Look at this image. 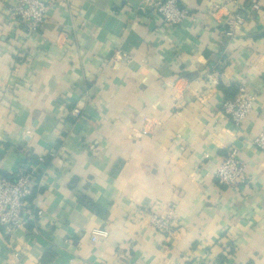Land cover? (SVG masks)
<instances>
[{
    "label": "crops",
    "instance_id": "obj_1",
    "mask_svg": "<svg viewBox=\"0 0 264 264\" xmlns=\"http://www.w3.org/2000/svg\"><path fill=\"white\" fill-rule=\"evenodd\" d=\"M143 1L48 0L29 37L0 0V176L46 156L31 197L43 216L0 231V264H264V0H184L193 17L175 26ZM237 8L248 17L229 35ZM240 85L258 97L236 125L221 107ZM231 148L237 188L214 175ZM170 210L165 238L149 214Z\"/></svg>",
    "mask_w": 264,
    "mask_h": 264
},
{
    "label": "built area",
    "instance_id": "obj_2",
    "mask_svg": "<svg viewBox=\"0 0 264 264\" xmlns=\"http://www.w3.org/2000/svg\"><path fill=\"white\" fill-rule=\"evenodd\" d=\"M184 0H144L141 9L152 10L162 18L164 23L175 26L186 19L193 17L189 8L183 5ZM48 0H14V4L8 8L12 16L17 18L25 28L26 35H37L42 26L47 11ZM260 0H251L250 10L259 11ZM248 13L244 9H235L227 21V33L233 34L236 29L247 20ZM131 55L125 50L114 52L112 60L116 63L126 64ZM257 92L250 90L245 85H240L233 98L223 101L221 111L226 114L236 125H240L250 114L257 101ZM82 110L79 104L71 107L69 117L80 118ZM256 147L264 150V129L253 140ZM49 156L56 155L55 150H50ZM46 160L45 155L38 157L39 163L31 167L20 165L14 178L0 176V231L9 240H12L19 228L30 223L39 222L43 216V209L31 200L37 187L39 165ZM214 175L218 183L233 188L239 187L248 180L245 163L239 157L238 149L231 148L226 153L224 160L216 167ZM150 226L163 235L171 237L176 231L173 211L166 214L152 212L149 214ZM108 236L104 229L92 231V240L98 241Z\"/></svg>",
    "mask_w": 264,
    "mask_h": 264
},
{
    "label": "trees",
    "instance_id": "obj_3",
    "mask_svg": "<svg viewBox=\"0 0 264 264\" xmlns=\"http://www.w3.org/2000/svg\"><path fill=\"white\" fill-rule=\"evenodd\" d=\"M251 4V3H250ZM248 6H249V3H248ZM226 91H227V89H225ZM236 94H234V95H232V96H230V97H228L227 96V98H233L234 96H235ZM226 98V99H227ZM25 167V166H24ZM27 168V167H26ZM85 203H86V205L89 207V208H91V209H93V210H97L98 209V207H97V205L93 202V201H91V200H89V199H85V200H83Z\"/></svg>",
    "mask_w": 264,
    "mask_h": 264
}]
</instances>
